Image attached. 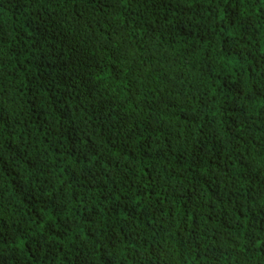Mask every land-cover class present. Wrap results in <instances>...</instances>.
<instances>
[{"label":"trees","instance_id":"16d2710c","mask_svg":"<svg viewBox=\"0 0 264 264\" xmlns=\"http://www.w3.org/2000/svg\"><path fill=\"white\" fill-rule=\"evenodd\" d=\"M0 264H264V0H0Z\"/></svg>","mask_w":264,"mask_h":264}]
</instances>
